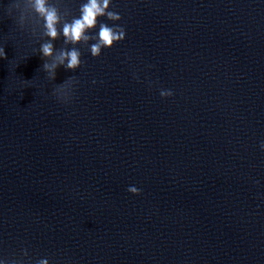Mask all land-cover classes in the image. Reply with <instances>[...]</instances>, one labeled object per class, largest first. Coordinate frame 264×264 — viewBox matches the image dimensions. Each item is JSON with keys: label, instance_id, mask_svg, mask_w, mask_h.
Here are the masks:
<instances>
[{"label": "water", "instance_id": "water-1", "mask_svg": "<svg viewBox=\"0 0 264 264\" xmlns=\"http://www.w3.org/2000/svg\"><path fill=\"white\" fill-rule=\"evenodd\" d=\"M13 2L0 0V259L264 264V0H112L126 39L99 58L79 45L82 66L54 82ZM84 2L68 0L73 15ZM71 76L62 104L52 91Z\"/></svg>", "mask_w": 264, "mask_h": 264}, {"label": "clouds", "instance_id": "clouds-1", "mask_svg": "<svg viewBox=\"0 0 264 264\" xmlns=\"http://www.w3.org/2000/svg\"><path fill=\"white\" fill-rule=\"evenodd\" d=\"M13 11L18 13L15 18L18 27L30 31L40 43L38 52L43 60L42 70L53 82L60 67L75 72L82 66L79 45H85L93 58H99L104 49H112L126 39V30L119 23L123 18L119 12L112 10V0H86L79 6V15H73L68 0H14L10 5V16ZM97 27L98 33L90 34ZM61 36L63 46L57 49L54 42ZM0 59H7L5 47H0ZM76 83L78 80L75 76L68 77L63 83L56 84L52 95L58 102L69 104ZM160 95L167 99L174 93L161 90ZM260 146L264 149V142ZM128 191L140 195L139 189L134 186L129 187ZM0 264H32V260L27 249H24L21 257L0 259ZM35 264H50V261L39 258Z\"/></svg>", "mask_w": 264, "mask_h": 264}]
</instances>
